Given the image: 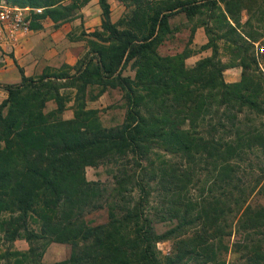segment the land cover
<instances>
[{"label":"trees","instance_id":"trees-1","mask_svg":"<svg viewBox=\"0 0 264 264\" xmlns=\"http://www.w3.org/2000/svg\"><path fill=\"white\" fill-rule=\"evenodd\" d=\"M6 1L42 7L32 29L37 17L72 16L65 0ZM98 1L100 28L88 32L91 53L75 74L34 77L20 67V80L4 86L0 240L9 244L0 264H264V51L253 48L247 0H132L120 25L109 1ZM180 12L207 16L201 48L212 52L192 64L187 49L158 51ZM220 39L232 62L219 55ZM236 64L240 77L226 80ZM62 79L82 92L76 117L43 109L53 97L64 110ZM95 84L121 90L120 123L84 108ZM99 165L111 180L86 177V166ZM101 208L106 220L87 218ZM19 237L26 249L10 244ZM51 241L70 243L69 255L43 260ZM160 241H169L165 252Z\"/></svg>","mask_w":264,"mask_h":264},{"label":"rangeland","instance_id":"rangeland-1","mask_svg":"<svg viewBox=\"0 0 264 264\" xmlns=\"http://www.w3.org/2000/svg\"><path fill=\"white\" fill-rule=\"evenodd\" d=\"M111 7V19L113 22H118L124 18V14L128 12V9L131 8L132 0H108ZM72 9H69L72 12V16L64 19V21L69 22L70 29L67 33V39L74 41L71 42V47L68 48L71 55L73 56L72 61H67L66 54L57 55L52 59L51 64L48 63L40 73L31 75L37 77L38 75L44 73L57 74L59 72L67 71L69 74H75L77 67H82V58L85 55L91 53L90 49V40L94 39L91 34L88 32L94 29L100 28L101 16L100 14H95L97 16L96 24L85 25V15L84 11L86 6L90 9L98 4L97 0H65ZM247 8L251 9L250 14V23L254 27L253 34L256 35L252 38L255 47L259 48L264 47V2L262 0H247ZM101 8V6H100ZM64 12H67L66 9H61ZM96 13V12H95ZM99 15V19H98ZM246 8L242 9V21L246 19ZM207 19L205 14L201 16L194 17L193 19H188L183 12L177 13L170 18V27L171 32L167 34L164 41L158 46V51L161 54L175 53L180 52L184 49L189 50L190 55L186 57V63L192 64L197 61L199 58L211 54V49H202L201 45L206 43L208 35L205 32V29L202 25H198L202 19ZM40 20V21H39ZM50 17L36 18L35 25L39 24L46 25L47 29L50 31L53 29V25ZM56 22V21H55ZM45 23V24H44ZM120 25V23H119ZM45 27V29H46ZM89 27V29H87ZM194 27L195 31L193 36H190L191 28ZM248 28V25H245ZM45 34V33H44ZM67 40L64 41V43ZM219 55L223 60L227 62H232L231 55L225 49L223 39L219 41ZM66 44V43H65ZM67 46L63 47L62 51H65ZM258 51L263 52L264 49H259ZM262 60V59H261ZM123 73L133 75L134 70L131 67L130 63L124 65ZM241 67L239 65H231L225 68L223 75L226 80L232 81L240 77ZM61 82L65 85L61 86L59 91L64 100V110L62 112L57 111V103L53 97H50L46 100L44 105V111L49 113L52 118H70L78 116V113L82 114V92H78L75 85H71L70 79H62ZM6 82L0 81V87L5 88ZM17 83V81L15 82ZM70 84V85H69ZM7 95V94H6ZM84 108H92L99 115L103 124L113 125L120 123L123 120L125 106L122 98V92L118 88L111 86H106L102 88L100 85L89 86L84 95ZM81 105V107H80ZM86 177L89 179H101V180H111L110 175L107 171L106 166H86ZM87 218L92 222L104 221L107 218V209L101 208L94 210L87 215ZM167 226L166 223H157V228L159 230L164 229ZM8 242L3 239L0 240V249L8 246ZM13 247L18 249H26L29 245L28 241L19 237L16 238L13 242L10 243ZM158 246L163 252L169 248V241H160ZM70 243L68 242H59L51 241L45 247L43 253V260L45 261H54L67 257L70 253Z\"/></svg>","mask_w":264,"mask_h":264},{"label":"crops","instance_id":"crops-1","mask_svg":"<svg viewBox=\"0 0 264 264\" xmlns=\"http://www.w3.org/2000/svg\"><path fill=\"white\" fill-rule=\"evenodd\" d=\"M84 11L86 12V26L99 23L97 22L99 21L97 20V16H95V14L101 13V8L98 4L91 9L86 6ZM52 23H55V21H52ZM46 25L47 24L41 25L38 28H33L20 44L16 46L14 51H12L7 66L0 67V81L2 83L19 81L22 75L20 67L26 75L40 73L42 68L48 63L51 64L52 59L57 55L66 54L67 61L73 60V56L68 49L71 47V42H74L67 39V33L71 26L69 22L64 20L57 22L50 31L47 29ZM87 29H89V27ZM65 40H67V42H65L66 44L64 43ZM64 46L67 47L65 51H62ZM6 94V89L0 87V101L6 97Z\"/></svg>","mask_w":264,"mask_h":264},{"label":"built area","instance_id":"built-area-1","mask_svg":"<svg viewBox=\"0 0 264 264\" xmlns=\"http://www.w3.org/2000/svg\"><path fill=\"white\" fill-rule=\"evenodd\" d=\"M41 11V6L0 0V67L7 66L12 51L31 32L34 14Z\"/></svg>","mask_w":264,"mask_h":264}]
</instances>
